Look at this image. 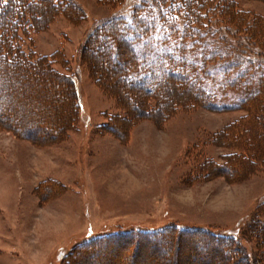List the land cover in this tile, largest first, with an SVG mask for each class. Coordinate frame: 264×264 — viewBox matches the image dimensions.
I'll use <instances>...</instances> for the list:
<instances>
[{"label": "rangeland", "instance_id": "1", "mask_svg": "<svg viewBox=\"0 0 264 264\" xmlns=\"http://www.w3.org/2000/svg\"><path fill=\"white\" fill-rule=\"evenodd\" d=\"M57 1L29 5L35 20L28 13L19 19L20 28L29 29L26 35L19 31V43L26 42L36 56L55 58L50 65L54 80L72 81L80 106L73 104L66 85L70 104L62 103L64 82L60 91L44 82L36 97L50 111L59 109V118L32 108L33 118L27 122L32 140L0 124V264H223L219 249L209 253L199 235L178 237L175 244L158 245L155 251L151 243L130 236L123 244L114 239L101 249L77 254V247L91 237L118 233L123 239L128 232L134 236L169 228L234 237L230 264H264V246L254 234L264 223V155L242 176L226 178L225 154L233 150L214 142L217 132L246 113L231 107L242 92H218L217 109H208L183 105L174 86L167 95L173 108L166 117L147 118L141 97L128 95L121 86L123 75L112 61H104L103 52L96 50L100 45L89 37L105 20L126 18L136 5L147 9L151 0H64L74 6L68 4L71 11L62 10ZM236 4L250 21L264 17V0ZM218 23L228 27L222 48L264 63V51L257 48L263 38H251L226 18ZM156 28L151 45L162 50L161 28ZM174 43L170 40L167 49ZM92 52L99 58L89 59V64ZM2 77L11 82L10 76ZM21 87L24 95L34 93ZM158 103L151 99L154 107ZM70 110L69 120L61 124L59 119ZM24 114L18 109L13 118L19 121Z\"/></svg>", "mask_w": 264, "mask_h": 264}, {"label": "trees", "instance_id": "2", "mask_svg": "<svg viewBox=\"0 0 264 264\" xmlns=\"http://www.w3.org/2000/svg\"><path fill=\"white\" fill-rule=\"evenodd\" d=\"M58 1L62 10H72L68 6L71 3ZM113 1L122 3L123 0ZM34 2L46 4L44 0H6L4 6L3 3L0 4V74L11 77V82L5 81L3 77L0 79V103L5 105L1 107L3 110L0 109V124L13 129L18 136L28 139L31 133L27 131V122L33 118L32 108L41 109L43 116L52 119L58 117L57 114L60 113L59 109L50 111L48 104L36 97L35 93L39 92L44 82H47L49 88L58 91L64 82L65 90L61 91L64 92L62 103L70 104V94L68 97L66 89L68 86L74 98L73 104L80 106L72 81L61 79L60 83L54 80L52 75L54 69L50 65L55 58L36 56L31 47L26 49V42L19 43V31L23 32V35L29 31L25 26L20 28L21 19L28 13L31 14L32 20H35L33 15L35 12L30 9ZM151 2L152 6L147 9H144L145 6H133L126 18L113 17L105 20L91 33L89 41L95 45L99 44L96 50L103 52L104 61H112L116 72L123 75L121 86L127 89L128 95L132 97L131 93H134L141 97L143 113L147 118L166 117L168 111L173 108L170 106L172 100L168 99L167 95L174 86L177 88L175 92L182 98L179 102L182 101L183 105L208 109H217L215 102L218 92L225 94L231 90L241 91V98L231 107L243 109L246 113L217 132L214 142L233 150L225 154L228 157L226 167L228 173L223 175L232 179L242 176L250 164L264 155V63L235 56L231 54L230 48H222L224 28L228 27L222 26L218 21L226 18L229 24L235 22L236 28L246 29L251 38L260 37L264 40V17L256 15L255 20L250 21L248 13L237 7V0H151ZM71 6L74 9V6ZM142 9L146 12L139 14ZM157 25L161 28L158 29L161 33L159 39L165 44L162 50H153L151 45V34L156 32ZM33 28L37 29L38 26ZM218 33H220L218 40H214L212 36ZM27 40L30 42L28 37ZM170 40L175 41L172 50L167 49ZM257 48L264 51V41ZM89 55L90 58L87 57L89 64L90 60L93 62L99 58L96 53ZM145 79H148V83L142 82ZM207 81H211L215 85L214 88H208ZM30 83L32 87H29ZM21 86L27 90L32 89L34 93L22 94ZM151 99L159 103L154 107V104L151 105ZM18 109L25 113L19 121L13 118ZM70 114L72 110L62 115L59 122L66 124ZM5 121H10V125L5 124ZM101 125L109 127L107 123ZM212 162L205 163L208 165ZM215 163L210 165L216 167ZM206 172L208 173V170ZM138 232L134 236L132 232L122 233L123 239L119 238L118 233L88 238L77 247V254L81 251L101 249L100 246L114 239L122 241L123 244L130 236L146 240L145 242L151 243V249L155 251L158 245L175 244L178 237L194 238L198 235L202 244H208L209 253L217 251L216 248L219 249L223 264L232 263L236 252L234 248L237 243L234 237L217 235L204 229H185L183 233L175 228ZM254 232L255 236L258 235L260 246H264V223ZM260 249L264 260V248Z\"/></svg>", "mask_w": 264, "mask_h": 264}]
</instances>
